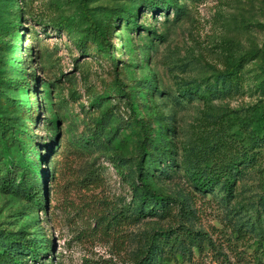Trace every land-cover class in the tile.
Segmentation results:
<instances>
[{"label": "rangeland", "instance_id": "1", "mask_svg": "<svg viewBox=\"0 0 264 264\" xmlns=\"http://www.w3.org/2000/svg\"><path fill=\"white\" fill-rule=\"evenodd\" d=\"M85 10L107 36L115 67ZM118 80L128 96H119ZM0 113L30 129L45 161L40 173L47 170L45 210L0 189V250L15 243L9 232L39 245L40 258L22 249L27 264H132L151 233L181 221L214 246L236 241L239 224L250 234L239 245L261 255L264 239L249 223L263 217L264 0H0ZM141 119L171 157L156 161L145 181L195 212L184 220L174 205L172 214L121 225L118 250V230L105 234L103 215L132 201L130 185L140 182L128 169ZM246 151L251 159L238 163L231 196L220 185L192 184L194 164L214 169ZM88 173L97 182L78 185ZM164 263L221 264L197 250L192 261Z\"/></svg>", "mask_w": 264, "mask_h": 264}, {"label": "trees", "instance_id": "2", "mask_svg": "<svg viewBox=\"0 0 264 264\" xmlns=\"http://www.w3.org/2000/svg\"><path fill=\"white\" fill-rule=\"evenodd\" d=\"M82 1V0H81ZM86 16L90 20L89 28L95 32L100 40L99 44L102 50H104L111 63L116 66L115 57L111 54L110 42L103 31H101L98 25L93 20L91 14L85 10ZM253 55V52L244 53L234 63V66L229 68V73L235 66H238L239 61ZM4 79V78H1ZM17 82L24 88H28V82L25 78H17ZM117 89L119 96H128V92L124 87V83L120 80L117 81ZM140 126L142 127L143 139L138 144L137 153L130 165L128 172L130 177L140 181L136 183L133 181L132 187V201L126 203V205H120V207H113L111 214H104L103 219L106 221L104 224L103 232L105 234H111L115 229L118 231L116 235L119 238H115L118 250L124 245V238L120 231L121 225L134 223L151 214L168 215L172 214L171 208L178 207L177 217L181 219H187L190 215L194 216V208L190 205V202L180 201L176 198L168 195H163L155 188L151 186V183L145 181L151 169L155 168L160 159L169 157V148L167 143L154 142V138L151 132L148 131L147 123L141 119ZM27 135L28 137L26 138ZM255 137V136H254ZM34 140L31 131L26 125L11 119L10 117L0 113V189L3 192H11L18 195L26 196L30 200H34L35 203L46 209V203L42 201L45 199V178L47 170L40 173L39 167L43 165L38 158L41 153L37 151V145L32 143ZM255 139L252 141L251 150H254ZM37 151V157L33 152ZM155 150V151H153ZM252 159L255 155H252ZM210 158V157H209ZM251 159L248 152L239 154L236 158H230L227 162L221 163L214 169L208 168L203 165L201 161L194 164L192 169H189L188 176L192 181V184L197 190L204 191L212 189L213 187L220 185L228 196L233 194L234 179L238 175L239 164H242ZM157 161V162H156ZM174 161V159H172ZM173 163V162H172ZM40 165V166H39ZM45 168V166L43 165ZM122 174L123 170L120 171ZM91 173L85 174V178H91L86 182L80 180L78 185L90 186L91 183H96L98 177H90ZM96 175V172L92 173ZM124 175V174H123ZM174 202L176 204H174ZM261 212L263 217L256 214V218L250 221L249 230L254 233L256 227L258 228L257 234L259 239H264V200L261 201ZM157 209L160 212H157ZM256 211H258L256 209ZM102 217V216H101ZM96 218V217H95ZM98 219V217L96 218ZM236 231V241H224L220 242L219 246H214V243L210 239V236L203 230L193 229L183 222H179L177 228L168 229L165 231H154L148 237V241L144 247L140 248L131 258L132 264H165V260L182 258L192 261L197 250L199 254H211V257L218 260L221 264H264L262 257H264V245L259 242L258 249L261 255L251 256L242 246L239 245V240L246 239L250 234L246 232V227H242L237 224L234 227ZM251 233V234H252ZM12 243L11 245L4 244L3 249L0 250V262L4 259L8 262H27V259L23 256L22 249L32 251L34 258H40L41 254L37 251V246L32 241H26L21 237L13 236L9 232L5 235ZM262 241V240H260ZM226 242V243H225ZM210 243L211 249H205ZM225 244V245H224ZM48 246H51V241L48 242ZM224 246L225 249H222ZM195 250V251H194ZM206 250V251H205ZM205 252V253H204ZM27 264V263H26ZM43 264V263H42ZM45 264V263H44Z\"/></svg>", "mask_w": 264, "mask_h": 264}]
</instances>
